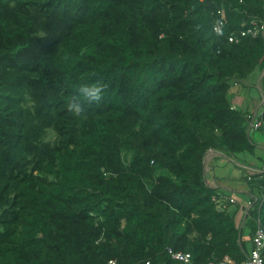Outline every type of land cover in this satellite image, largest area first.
Segmentation results:
<instances>
[{
	"label": "trees",
	"instance_id": "trees-1",
	"mask_svg": "<svg viewBox=\"0 0 264 264\" xmlns=\"http://www.w3.org/2000/svg\"><path fill=\"white\" fill-rule=\"evenodd\" d=\"M263 18L264 0H0V264H240L264 162L233 99L264 92V39L228 37ZM210 151L255 169L244 222Z\"/></svg>",
	"mask_w": 264,
	"mask_h": 264
},
{
	"label": "built area",
	"instance_id": "built-area-1",
	"mask_svg": "<svg viewBox=\"0 0 264 264\" xmlns=\"http://www.w3.org/2000/svg\"><path fill=\"white\" fill-rule=\"evenodd\" d=\"M219 16L218 20L215 22L213 29L216 33H222L225 26V12L220 9L217 11ZM259 38L264 39V18L262 20H253L247 26H243L238 31H233L230 33L228 39L231 43H238L243 38ZM262 110L260 112L252 111L248 115V129L251 131H258L264 128V93L262 94ZM233 109H237L234 105ZM231 203H238L237 199L232 195L228 197ZM171 259L175 264H191V254L184 252H175L171 249L168 251ZM106 264H117L116 260H110ZM208 264H235L230 258L225 257L220 261H211ZM240 264H264V227L258 223L254 238L253 245L250 252L246 255V258Z\"/></svg>",
	"mask_w": 264,
	"mask_h": 264
},
{
	"label": "rangeland",
	"instance_id": "rangeland-1",
	"mask_svg": "<svg viewBox=\"0 0 264 264\" xmlns=\"http://www.w3.org/2000/svg\"><path fill=\"white\" fill-rule=\"evenodd\" d=\"M237 87L238 86L234 87V89H235L234 91H236ZM254 87L250 85L249 87L245 88L241 92L240 95H236V97L233 99V102L238 107V109H240V110L248 109V110H251V112H252V111H254V109H253L254 104H257V103L260 104L261 99H262V94L264 92H262V90H259V88L257 86H254ZM238 91H239V88H238ZM250 135H251V138L253 140L259 142V140L257 139V136H256V135H258V133H255V131H251ZM210 154H211V152H208L206 154L207 160H209L210 157L212 156V154L211 155ZM258 156H260L263 159L262 162H264V150L263 151L262 150L259 151ZM229 164L232 167H230L227 170V172H226V176H225L226 179L223 182V186L225 187V189L223 191V194L226 195V196L233 195L235 197V199H237L238 203L242 204V202H243L242 201L243 200L242 196H244V195L241 194V193L232 194L231 192L233 191L234 181L235 182H240L241 185H243V186H245L247 188V182L244 179V176H245L246 173L240 167H236V168H238L240 170V172L236 173V170L233 168V166H235V165L233 163H229ZM214 171L217 172V175L221 174V170L220 169H216ZM249 172L253 173L252 170H250Z\"/></svg>",
	"mask_w": 264,
	"mask_h": 264
},
{
	"label": "crops",
	"instance_id": "crops-1",
	"mask_svg": "<svg viewBox=\"0 0 264 264\" xmlns=\"http://www.w3.org/2000/svg\"><path fill=\"white\" fill-rule=\"evenodd\" d=\"M258 86H259V82H258ZM259 90H260V88H259ZM261 106H262V102H260V104H254V107H253V109H254V112H260L261 110H262V108H261ZM255 133H258V135H256L257 136V139L259 140V142H257V141H255V140H253L254 141V143L258 146V148H259V150L261 151H263L264 150V130H258V131H255ZM211 152V154H212V156H215V155H218V156H220V157H222L221 159H220V161L218 162V164H217V166H215V167H213L212 169H211V171H209V175H207V177L208 178H210V182H211V184H213V185H216V181L214 180V177H215V179L217 178V181L221 184V186L220 187H222L223 189H225V187L223 186V182H224V180L226 179V172H227V170L230 168V167H232L229 163H228V161L230 160V159H228L225 155H223V154H220V153H216V152H214V151H210ZM210 154V155H211ZM211 156V157H212ZM207 162H208V160H207ZM235 166H233V168L236 170V173L237 172H240V170L238 169V168H236V167H240V166H243L244 168L246 167V168H248L249 170H252L253 172H254V168H252V167H250V166H245V165H243V164H240L238 161H234V160H232L231 161ZM250 162H252L251 160H250ZM243 167H241V168H243ZM208 167H206V172H207V169ZM216 169H220L221 170V174L220 175H217V172L216 171H214V170H216ZM213 170V171H212ZM234 181V180H233ZM232 194H238V193H241V194H243L244 196H242L243 197V202H242V205H244L245 206V210H244V212H246V211H248V209L251 207V204H249L248 205V203H249V201H250V199L252 198V195H250L249 194V191H248V189L245 187V186H243V185H241L240 184V182H235L234 181V185H233V191L231 192ZM228 197V196H227Z\"/></svg>",
	"mask_w": 264,
	"mask_h": 264
},
{
	"label": "clouds",
	"instance_id": "clouds-1",
	"mask_svg": "<svg viewBox=\"0 0 264 264\" xmlns=\"http://www.w3.org/2000/svg\"><path fill=\"white\" fill-rule=\"evenodd\" d=\"M105 87L100 84L82 85L79 88L78 95L69 98L66 104L68 113L75 117H82L86 112V107L99 104L102 101ZM247 214L248 211L244 213L243 222Z\"/></svg>",
	"mask_w": 264,
	"mask_h": 264
},
{
	"label": "water",
	"instance_id": "water-1",
	"mask_svg": "<svg viewBox=\"0 0 264 264\" xmlns=\"http://www.w3.org/2000/svg\"><path fill=\"white\" fill-rule=\"evenodd\" d=\"M206 162H207V156H205V160H204V175L206 173ZM244 221H245V218H244Z\"/></svg>",
	"mask_w": 264,
	"mask_h": 264
}]
</instances>
